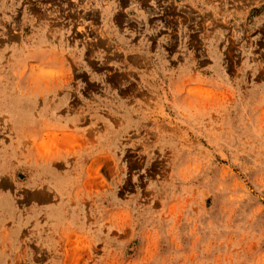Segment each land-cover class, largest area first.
Wrapping results in <instances>:
<instances>
[{
  "label": "rangeland",
  "instance_id": "rangeland-1",
  "mask_svg": "<svg viewBox=\"0 0 264 264\" xmlns=\"http://www.w3.org/2000/svg\"><path fill=\"white\" fill-rule=\"evenodd\" d=\"M0 264H264V0H0Z\"/></svg>",
  "mask_w": 264,
  "mask_h": 264
}]
</instances>
